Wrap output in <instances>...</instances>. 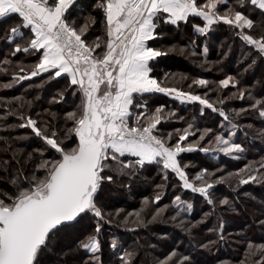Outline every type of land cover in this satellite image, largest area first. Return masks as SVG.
<instances>
[{"label":"snow or ice","instance_id":"6c2138e0","mask_svg":"<svg viewBox=\"0 0 264 264\" xmlns=\"http://www.w3.org/2000/svg\"><path fill=\"white\" fill-rule=\"evenodd\" d=\"M76 4L77 0H0V19L13 15L19 18V23L9 29V43L15 44L10 54L37 56L28 74L14 75L12 82L2 87L7 89L13 83L47 73L49 80L62 75L68 78L70 94L80 96V103L65 114V122L71 121V127L63 132L54 130L52 121L40 122L23 112L9 113L18 115L21 122L17 126L31 129L43 141V147L34 150L39 160L29 172L18 169L7 180L11 188H0V264H67L64 258L81 250L89 254L81 264H103L100 234L103 224L112 222V214L104 211L100 194L115 175L134 174L146 165H162L164 180L169 172L173 173L183 189L199 193L210 205L215 203L210 190L217 183L230 179H235L238 185L264 183V174L257 175L259 169H264V162H260L259 168L245 165L238 172L215 180L212 179L215 173H209L207 168L190 178L187 172L190 165L182 162L181 154L199 150L239 159L237 154L243 153L244 148L234 142L235 131H229L227 136H212L211 128L201 131L190 123L187 128L176 129L175 135L171 132L160 135L158 125L165 119L163 106L149 112L146 102L137 101L138 96L163 93L181 103L198 102L231 123L229 115L206 98L207 93L201 96L164 86L153 76L151 62L167 53L149 42L161 37L158 29L162 25L179 27L181 22L188 24L190 18H199L202 26L193 24L195 33L207 36L214 26L227 25L257 55L264 57V0H236L234 6L229 5V0H96L95 8L103 13L105 39L97 36L91 42L87 36L89 25H78L72 19L71 10ZM249 4L253 11L259 10V22L240 10L247 9ZM221 6H226L223 11ZM90 20L95 22L94 17ZM23 30H28L27 37ZM17 38L25 43L16 42ZM204 52L207 53L206 47ZM9 63L7 59L3 61L5 65ZM255 63L253 60L252 65ZM19 72H25V68L20 66ZM209 84L206 79H194L188 88L194 85L208 88ZM230 84L238 87L232 76L218 82L222 89ZM246 94L254 100L250 108L264 118V100L255 99L247 90L238 89L233 96L243 100ZM58 96L63 100L64 92ZM53 100L59 102L56 97ZM224 102L218 100L220 104ZM245 111L241 109L235 115ZM198 132L195 142L186 143ZM210 136L208 143L213 146H201ZM29 159H34L31 153ZM161 198L158 193L153 202L159 203ZM148 203L146 200L145 205ZM173 203L180 208L184 202L176 196ZM220 203L227 205L229 201L224 199ZM191 209L192 204L188 203L182 210ZM165 210L158 209L152 220ZM89 215L94 221L93 230L76 236L78 245L73 249L67 241ZM134 215L133 223L142 225L141 214ZM124 223H128L127 217ZM219 229L223 239V223ZM110 246L113 250L118 247L115 240ZM256 251L264 255V245L250 243L249 255ZM175 255L173 252L167 261ZM133 256V252L125 251L119 258L120 264H131ZM187 262L189 257H184L182 264Z\"/></svg>","mask_w":264,"mask_h":264},{"label":"trees","instance_id":"16d2710c","mask_svg":"<svg viewBox=\"0 0 264 264\" xmlns=\"http://www.w3.org/2000/svg\"><path fill=\"white\" fill-rule=\"evenodd\" d=\"M229 2L235 5L236 0ZM95 4L96 0H77L76 6L71 10L72 19L78 25L85 23L89 25L87 36L90 42L97 36H100L102 41L105 39L103 13L95 8ZM252 9L253 6L249 4L247 9L240 10L259 22L261 19L259 10ZM90 17H94V23ZM17 23L19 18L15 15L0 19V64L3 65L1 69H6L0 71V188L9 189L11 185L7 180L10 175H14L18 169L29 172L39 160V154L34 150L43 147V141L35 137L31 129L17 126L21 122L18 115L9 113L23 112L40 122L52 121L54 130L63 132L66 127H71V121L65 122V114L80 103L79 94L76 96L70 94L71 89L67 88L69 80L63 75L49 80L48 74L43 73L13 83L10 88L2 87L12 82L14 75L28 74L31 70L30 66L37 62L35 55L23 52L15 56L10 54L15 44L9 43V29ZM193 24L202 26V21L199 18H190L188 24L181 22L179 27L162 25L161 29H158L161 37L149 43L153 47L162 49L167 55L151 62L152 75L161 80L164 86L177 87L204 96L202 87L194 85L192 89L188 88L195 79L191 78L195 72L194 63L206 65L224 56V61L231 64L229 71L235 68L236 74H239V71L246 69V75L254 79V83L260 82V85L257 83L252 87L246 78L238 75L242 77L244 90L250 91L255 99L264 100V76L258 77L259 71L264 70V57L257 55L249 48L250 46H246L233 30L227 29L229 28L227 25H216L207 36H200L194 32ZM23 31L27 37L28 30ZM16 42L23 45L25 40L17 38ZM205 47L207 53L204 52ZM187 48L195 51L191 55L194 63L187 57ZM5 59L11 63L3 64ZM253 60H256L254 65H252ZM20 66L25 68V72H19ZM175 77L177 80H182L185 86L178 85L177 82L172 84L171 79ZM218 88L222 89L219 85ZM60 92H64L63 100L59 99ZM53 97L59 102L54 101ZM206 98L217 108L223 109L229 115L231 123L225 121L218 112L208 108L202 109L198 102L181 103L163 93L138 96L137 101L146 102L149 112L163 106L165 119L158 125L160 135H167L170 132L175 135L176 129L185 127V123L176 122V116L188 118L186 127L191 123L195 129L211 128L213 132L217 131L216 133L225 136L229 131H235L234 142L244 148L242 158L233 159L220 152L204 153L199 150L182 153V162L190 165L187 169L190 178L204 168H207L209 173H215L212 177L214 180L228 177L229 173H236L245 165L259 168L260 162H264V118L259 116L258 111L250 108L254 100L249 99L247 94L243 100L223 98L225 100L223 104L218 103V99ZM22 103H24L23 107H21ZM241 109L247 111L239 116L235 115ZM142 110L134 109V111ZM169 113L174 115H168ZM245 115L247 118L244 117ZM170 119H174L175 122ZM233 124L237 125L234 129ZM8 126L9 131H6ZM213 132L212 136H214ZM14 135L27 138L20 141L10 139V136ZM205 144L204 141L201 146ZM30 153L34 158L32 160L29 159ZM6 156L10 157L7 164H5ZM217 170L219 175L216 174ZM261 174H264V169H259L257 172L258 176ZM1 176H6V179ZM163 176L162 165L151 164L137 169L134 174L115 175L112 183H105L106 192H102L100 194L102 197L99 199L104 211L112 214L110 217L112 222L104 223L100 234L102 243L100 256L103 264H120L119 258L125 251L134 253L131 264H161L167 261L173 252L176 255L171 261H167V264H182L184 257H189L187 264H264V255L259 251L249 255L250 243L254 246L264 245V183L249 182L246 185H238L235 179L217 183L210 190L215 202L214 205H210L199 193L183 189L173 173H168L167 180H164ZM158 193L162 198L159 203H155L154 197ZM176 196H181L184 201L192 204V209L185 213L177 208L173 203ZM224 199L229 201L227 205L220 203ZM146 200L149 201L147 205H145ZM158 209L166 210L153 221L152 217ZM117 211L120 212L119 216L115 215ZM131 211H138L141 214L144 221L142 225L133 223L135 215H129L132 214ZM206 213L211 214L205 217ZM125 217L128 223H124ZM221 223H223V239L220 238ZM91 227H94V221L89 215L81 221L67 243L75 249L78 245L75 237L88 233ZM112 239H117L116 250L110 246ZM88 255L82 250L73 251L64 259L67 264H81Z\"/></svg>","mask_w":264,"mask_h":264},{"label":"rangeland","instance_id":"374dc122","mask_svg":"<svg viewBox=\"0 0 264 264\" xmlns=\"http://www.w3.org/2000/svg\"><path fill=\"white\" fill-rule=\"evenodd\" d=\"M229 5H233L229 2ZM234 6V5H233ZM226 6H221V10L223 11L225 9ZM229 30H233L235 33H236V30L232 29V28H227ZM243 43H245L244 41H242ZM223 44V42H222ZM246 46H248L246 43H245ZM251 48V47H249ZM252 49V48H251ZM191 49L190 48H187V57L188 59L194 63V59L191 55H193V53H195L194 50L190 51ZM254 50V49H253ZM255 51V50H254ZM243 52V51H242ZM189 54V55H188ZM186 57V55H184ZM186 57V58H187ZM221 58V57H220ZM217 60V61H214V62H211V63H206V65H198V63H194L196 65L195 67V72L193 75H191V78H195V79H206L208 81H210V84L208 86V88H203V91H204V94L207 93V97L210 98V99H223V98H234L233 94L235 92L239 90H244V86L242 85L243 81H242V77L243 78H246L250 84H252V87H254L255 85H257V83H259L258 85H260V82L258 81L257 83H254V79H252L251 77L249 78V75L247 76L246 75V69L245 71H239V74H236L235 72V68L232 69V71H229V66L231 67V64H229L228 62L224 61L225 60V57L223 56L222 59ZM227 60V58H226ZM1 65V64H0ZM3 67V65H1L0 69ZM233 68V66H232ZM249 68V67H248ZM249 71L251 70L250 68L248 69ZM264 71V70H263ZM263 71H259L258 73V77L262 78L264 76V72ZM248 72V71H247ZM235 73V75H234ZM238 75H241V76H238ZM227 76H232L234 77V80L235 81H238V87H231V84L229 86V88L227 89H219L218 88V82L224 78H226ZM175 82L178 83V85H183L182 83V80H177L176 77L174 79H171V83L172 84H175ZM254 85V86H253ZM185 86V85H183ZM182 87V86H181ZM203 94V95H204ZM224 95V97H222ZM172 99H175L174 96H170ZM235 99V98H234ZM177 100V99H175ZM233 100V99H232ZM179 101V100H178ZM180 102V101H179ZM185 103H192V102H185ZM202 109L205 108L204 106H201ZM239 110V109H238ZM244 117L247 118V115H245ZM175 120L176 122L178 123H185V127H180V129H184V128H187L186 127V123H187V120L188 118H184V117H175ZM170 121L172 122H175L174 119H170ZM15 126V124L13 125ZM6 131H9V126L5 129ZM195 130V129H194ZM204 129H202L201 131H203ZM217 131H214V135L215 134H219V133H216ZM198 135H199V132L197 133V136L196 137H189V141H187L186 143H189V142H195L198 138ZM27 137H24L22 135H14V136H10V139L12 140H23ZM208 139H211V136L208 137L205 142L206 144L203 146V147H212L213 145H210L208 143ZM9 142V141H8ZM21 150V149H20ZM242 153L240 154H237L239 155V159L242 158ZM6 162H8V159H10V157H7L6 156ZM232 158V157H231ZM234 159V158H233ZM216 174L219 175V170L216 171ZM1 178L3 179H6V176H1ZM115 186H117V184H115ZM103 192H106V190L104 189ZM102 197V195L100 196ZM181 197V196H180ZM182 202H184L181 207L179 208L182 212H185L187 213L188 211L187 210H182L187 203V201H184L183 198H181ZM132 214H135V213H138V211H131ZM93 230V228L91 227L89 232H91ZM115 239V238H114ZM112 239V240H114ZM117 240V239H116ZM115 240V241H116Z\"/></svg>","mask_w":264,"mask_h":264}]
</instances>
